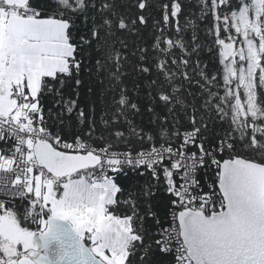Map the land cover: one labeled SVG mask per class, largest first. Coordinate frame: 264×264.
I'll return each instance as SVG.
<instances>
[{"label": "snow or ice", "instance_id": "1", "mask_svg": "<svg viewBox=\"0 0 264 264\" xmlns=\"http://www.w3.org/2000/svg\"><path fill=\"white\" fill-rule=\"evenodd\" d=\"M0 264H264V0H0Z\"/></svg>", "mask_w": 264, "mask_h": 264}, {"label": "trees", "instance_id": "2", "mask_svg": "<svg viewBox=\"0 0 264 264\" xmlns=\"http://www.w3.org/2000/svg\"><path fill=\"white\" fill-rule=\"evenodd\" d=\"M192 2L195 4L196 3V0H192Z\"/></svg>", "mask_w": 264, "mask_h": 264}]
</instances>
